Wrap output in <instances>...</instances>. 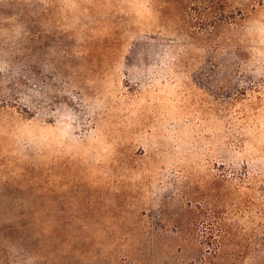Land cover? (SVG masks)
Returning a JSON list of instances; mask_svg holds the SVG:
<instances>
[{
    "label": "rangeland",
    "instance_id": "1",
    "mask_svg": "<svg viewBox=\"0 0 264 264\" xmlns=\"http://www.w3.org/2000/svg\"><path fill=\"white\" fill-rule=\"evenodd\" d=\"M0 264H264V0H0Z\"/></svg>",
    "mask_w": 264,
    "mask_h": 264
}]
</instances>
